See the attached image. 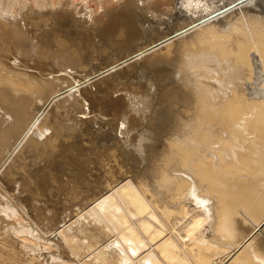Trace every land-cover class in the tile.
<instances>
[{
	"label": "bare ground",
	"instance_id": "6f19581e",
	"mask_svg": "<svg viewBox=\"0 0 264 264\" xmlns=\"http://www.w3.org/2000/svg\"><path fill=\"white\" fill-rule=\"evenodd\" d=\"M205 1L210 6L221 1V11L214 7L208 15L196 18L193 15L198 14L202 0L129 1L139 13L142 30L136 29L134 15L128 14L124 21L132 25L137 38L160 33L162 28L154 24H161L156 17L165 11L169 22L163 29L173 31L172 23L180 19L171 20L177 5L192 13V40L178 44L168 37L158 45H148L144 50L155 53L154 61L148 62L147 54L138 56L144 62L136 67L139 71L154 64L162 75L179 73L182 84L190 89L186 94H192L184 103L190 107L177 119L178 126L164 112L158 114L153 134L139 141L144 152L151 147L144 167L129 161L130 154L127 157L124 147L110 138L102 143V152L96 150L104 156L99 157L98 166L104 176L91 192L78 193L73 188L72 198L79 205L66 215L68 220H62L59 212L44 215L45 205L36 202L54 203L56 193L63 190L56 170L71 165L79 113L89 115L90 104L97 102L95 96L105 93L106 98H114L112 107L122 108L114 120L115 130L123 133L120 124L132 127L140 120L137 115L130 117L123 97L137 112L152 105L155 95L164 102L165 96L160 99V95L166 89V76L144 84L139 72L131 70L137 76L128 83L120 86L103 80V86L94 82L99 89L95 91L94 83L78 79L92 67L79 52L84 41H74L71 35L96 42L108 30L101 17L85 7L65 12L46 9L55 0H0L1 264H37L40 257L48 264H264V0ZM22 18L36 21L28 28ZM50 34L55 41H50ZM140 102L142 108L137 105ZM62 103L70 114L58 117L54 110L47 112L51 107L61 108ZM93 140L89 145L97 139ZM17 155L29 160L20 166V173L6 171L4 164ZM41 162L44 166H39ZM43 170L46 178L42 180L43 174L36 175ZM6 173H11L12 182L20 183L18 187L1 177Z\"/></svg>",
	"mask_w": 264,
	"mask_h": 264
},
{
	"label": "rangeland",
	"instance_id": "374dc122",
	"mask_svg": "<svg viewBox=\"0 0 264 264\" xmlns=\"http://www.w3.org/2000/svg\"><path fill=\"white\" fill-rule=\"evenodd\" d=\"M120 1H122V2L120 3ZM129 1L130 0H107V1L106 0H55V3L53 5H51L50 7H47L46 8L48 10H53V11H57L58 10V12H65V10L67 8H71V7H74V6L85 7L88 10L90 9L91 12H93L97 16L101 17V19L104 20L103 21L104 24L108 27V28H106V30L107 29L108 30L106 32H104L103 34H101L99 36V39L97 38L98 41L96 40V42H95V40L93 41V39L92 40H90V39H83L81 37V35H77V37H75L74 35H71V37L74 39V41H81V40L84 41L83 44H80V42H77L81 46V49H79L80 50L79 52H80V54L83 55L84 63L85 64L88 63L89 64V67H92L91 68L92 70L89 69L90 72H89L88 75H90V76H88V75H86V74L83 73L82 76H81V78H83V79H81L80 77L78 78V79L82 80V81L79 80L80 82H85L86 84H89L90 83L91 85H92V83L95 82L96 84H100V85H103L104 86L103 80L104 81H109L110 80L113 85H117V84H120V83L125 84V83H128L130 81V79H134L137 76V74H138L139 77H142L141 78L142 80L140 79L141 81L137 78V80H139L141 83L146 84V83H148L147 81H150L151 83H156V82H154L156 79H157L156 81H158V78L159 77L163 76V78H164V76H166V75L165 74L162 75V73H164V72H161V70L157 67V65L154 66V64H153V66L151 68V64H152V62L154 61V58H155V57H153L154 56L153 54H155V53L154 52L153 53L146 52L147 50L146 49L144 50V47H146L148 45H151V44H157L158 45V44H160V42H164L165 39L168 38V37H171L172 39H174L173 41H177L176 43H178V44L179 43H182L183 44L182 41L192 40V38L194 37L195 28H194L193 24H191V21H189V18L192 17V15H191L192 13L183 12L184 9H183V7L181 5L180 6L177 5V8H179V9L181 8L183 11L180 9L182 11L181 12L178 9L177 11H175L176 12L175 13L176 15L171 18V20L175 19L176 17H179L180 18V19H178V21L175 20L176 22H173L172 23L173 29H174L173 31H170V30L167 31V30H165V29H167L166 28L167 26H165V25H167L168 22H169V17H167L168 16V12L165 11V13L163 12V15H162V13L158 15V17H160L162 19V21L164 20V22H162L160 18L156 17L157 21H160L161 24L159 22L157 24H154V26H156L158 30L162 28L161 31H160V33H157L156 34L155 32H151L152 34L154 33L153 35L151 34L152 36L146 34V37H143V36L141 37L143 39H141L140 37H138V38L135 37L134 35H132V25H130L129 23H127V22L124 21L125 18H126L125 16H127L128 14L129 15H134L133 16L134 19H136V21L138 20L137 22L133 20V22L135 24L137 23L135 25L137 30L141 31L142 30L141 27H143V26H142L141 21H139L140 20L139 13L137 12V10H136V8H135L134 5H131V6H133L131 8V6L129 5ZM152 1H154V3H156V0H152ZM157 1L158 2L160 1V3H161L163 0H157ZM209 1L211 3L212 0H209ZM229 1H231V0H229ZM205 2H206L205 0H202V3H200V8L198 9V14L193 15L194 17L197 18V17H200V15L201 16H203V15L206 16V15H208L207 14L208 12L214 10V7L215 8H218V10L221 11V1H217L215 3H211V6L210 5H207L206 4L207 2L206 3ZM67 3H69V5H67ZM160 3H158V5ZM162 3H164V2H162ZM161 6H163V5H161ZM228 6H230V4L226 5L223 9L227 8ZM129 8L133 9L134 14H133V11L130 10ZM164 8H165V6H163V9ZM36 9H38V10H44L42 7H39V6H37ZM121 9H123V10H121ZM127 9L129 11H132V12L129 13V11H127ZM37 15H38V13H33V16L36 17ZM165 17H166V19H164ZM185 18H187V19H185ZM22 19L25 20V21H27L29 23L28 28H31L32 27V24L31 23H35V21H36L35 19L34 20L33 19H27V18H22ZM23 20L21 21V24L22 25L24 24V21ZM139 22H140L141 25H139ZM109 24H111V25H109ZM163 28H165V29H163ZM175 29H176V31H175ZM192 29H193V31H192ZM180 30H181V32H180ZM123 32H125L126 34H124ZM54 33H56V31H54ZM166 33H167V36L165 35ZM161 34H162V36H160ZM172 34H173V36H172ZM51 37L52 38H51L50 41H55V37L53 35H51ZM144 39H145V41H143ZM164 46L165 45H162V48H164ZM121 47H123V48H121ZM176 48L179 49V47L177 45H176ZM182 48L184 49V47H182ZM126 49H128V50H126ZM146 54H147V56H149V58H146V60H148V62H150L151 64L149 63L150 65H146V66L143 67L142 70L137 71L136 70V67H138L139 64H141V63L144 62V60L143 59H139V57L141 56L142 58H145ZM150 57H153V60ZM162 57H164V56H162ZM123 62H125V63H123ZM136 62L138 64H136ZM124 64H126V65H124ZM129 68H130V70H129ZM155 68H156V70H155L156 72L154 73L152 70H154ZM131 70L137 71L139 73L136 74L133 71V73L131 74V73H129V72H131ZM81 71H83V70H81ZM140 72H142V73H140ZM174 72L176 73V71H174ZM144 73H145V75H143ZM175 73H170L169 74V76L171 75L170 77L167 75L168 78H167V76L164 78V80L166 79L165 82H164L166 84V86H165L166 89L163 91L164 93H162V95H160V96H162V97H160V99L161 98L164 99L163 96H165V98L168 99V100L165 99L166 102L165 101L164 102H161L160 100H158L159 97H157L155 95L154 99H151L150 100V103H152V105L149 104L150 106L147 107V108H145L144 111L141 110V112L140 111L137 112V111H135V109H133V107H134L133 105H131L133 107H131L129 105H126V102L127 101L123 97L122 100L123 101L125 100L124 101V103H125V106L124 107L127 108L128 112L131 113L130 114V117L132 118L134 115H137V116H139V119H140V120H138V123L139 124L137 122H135V123H133L134 126H132V127H131V125L129 123H126L124 125L123 124H120V127L122 126L121 127L122 130H124L123 133H119V132H117L115 130V127L117 125V122L114 120V117H118V115L121 113V111H122L121 109L122 108L120 109L121 106L119 107L117 104H115V106L112 107V103H114V100H113L114 98L113 97L112 98H106L105 93H101L99 96L98 95L95 96V101H97V102H94L95 104L93 102L92 103L90 102L91 103L90 104V107L92 106L93 108L91 107L92 110L89 113H87L89 115H83V114L79 113V116H80L78 118V122L79 123H78L77 129H76L77 130L76 132L78 133V136H77V138H75L78 142L75 144V147L73 148V149H75V151L74 152H71L70 151L73 154V158L71 157L72 158V161H70L71 162V165L64 164L61 167L57 166V170H56V172H58L61 175V180L63 179V185H64L63 186V190L67 189V191L66 190L65 191L61 190L62 192H59V193L57 192L56 194H58V195L53 198V199H55V202L54 203L53 202L52 203L51 202L50 203H38V202H36L38 204V206H44L45 205V207H46L45 209L46 210L44 211V215H46V216H52L54 213L59 212L60 213L59 214V217L61 219L63 218V219L68 220L69 218H67L66 215H69L70 214V211H72L73 209L76 210L77 209V205H79V204H76L74 202V201H77V199L72 198L74 196V194H76V192L74 193V190L75 191L78 190V193H80V192L81 193H88V190L91 192L92 190H94L93 189L94 186L96 188V186L99 185V182H98L99 178H102L104 176L103 174H100L101 171L98 170V168H100V167H98L100 165L99 164V160H100L99 157L104 159V156H100V154L98 155L97 153H99V152L101 153L102 152V149L100 147L102 146V143L107 142L106 140L109 141L111 139V142H113L114 144L115 143H118V146L124 147L123 149L126 150L125 153L127 154V157L130 154V156H129L130 158L128 157V160L130 159L129 161H133V164L136 163L135 165H139L141 167H144L145 166V164L150 159L151 147H146V152H144L143 146L140 145V143H142V142H139V141L142 140V138H143V136L145 134H147V135H150L151 133L153 134V132H152L153 131V128L155 126H157V121H158V116H159L158 114H161V112H164L168 116V119H170L174 124L176 122L175 126L176 125L178 126L177 123L179 122V120H177V119H180L179 117H180L181 113L183 114V111L186 110V109H188V107H190V106H186L185 107V105H184V103L186 104L187 101H188L187 100V95L189 94L188 97L192 95L190 92L187 93V94L185 92V91H187V92L190 91V89H189L188 86H187L188 87L187 88L184 84H182V81H181L182 79L181 80L179 79V75L180 74L179 73H176L175 74ZM83 75H86V76H83ZM95 76L98 77V78H96ZM87 77H89V78H87ZM100 79L102 81L101 83H100ZM95 83H94V86L92 85V88L95 91H97L99 89L97 88V86L95 85ZM169 83H171V84H169ZM182 85H184V87ZM120 86H121V84H120ZM121 89H122V87H121ZM121 89L118 88V90H121ZM165 91H167L168 93L169 92H171V93L168 94L167 92L165 93ZM182 92H183V94H182ZM175 94H176V97H175ZM180 94H181V97H180ZM123 95H127V92L125 94H123ZM182 95H184V97ZM177 96L179 97V99L177 98ZM185 97H186V101H185ZM180 98L182 99L183 102L181 101ZM174 99L176 101H173ZM190 99H191V97H189V100ZM103 100H105V101H103ZM128 101H130V100H128ZM110 102H111V104H110ZM179 102L180 103L182 102L181 103V105L183 104L182 107L180 106V103ZM170 103L172 105H170ZM127 104H129V103L127 102ZM61 105H62L61 108H60V106L59 107L58 106L51 107L47 112H49L51 110H54L55 111L54 114L55 115L58 114L57 115L58 117H60V116L62 117V115L65 116V115H68V114L71 113L67 109V107L65 108V106H67V104L66 105L65 104L63 105V103H62ZM137 105H140V107L137 106ZM137 105L135 104V106H137L139 108H142L144 106L142 102L137 103ZM161 105L163 107H161ZM174 105H176V106H174ZM104 107L105 108L107 107V109H104ZM158 107H160V108H158ZM130 108H132V109H130ZM151 108L152 109L155 108L156 110L155 109L148 110V109H151ZM103 109L106 112H104ZM64 110H68V111L64 112ZM133 111H135V112H133ZM47 112H45V113H47ZM61 113H63V114L60 115ZM146 113H148V114H146ZM153 113H154V116H153ZM156 114H157V116H156ZM73 115H75V113ZM147 115H149V116H147ZM111 116H113V117H111ZM81 117H83L82 118L83 121H82V119H80ZM110 117L113 118V119H111ZM107 119H109V120H107ZM141 120H142V122H141ZM73 122H77V120L76 121L74 120ZM147 124L150 125V128L151 129L149 128V125H147ZM109 125H111V126H109ZM151 125H152V127H151ZM107 126H109V127H107ZM112 126L114 127V129H112V131H111V127ZM127 126H128V128H127ZM135 126H138V127H136L137 129L135 128ZM130 127L132 128V131H131V128ZM143 127H145L147 130L145 128H143ZM85 128L87 129V131L85 130ZM134 128H135V130H134ZM88 130H89V132H88ZM108 130H109V133L106 132ZM136 130H140L141 132L137 131L138 132L137 133ZM95 137H97V138H95ZM92 138H94V140ZM129 138H131V139H129ZM85 139H87L90 142L86 141ZM92 140L93 141L96 140L98 143L95 141V142H93L94 144L92 143L91 145H89L92 142ZM144 142H146V141H144ZM149 143H151V140L148 142V144ZM123 144H125V145H123ZM132 144H133V146H132ZM135 144H137V145H135ZM126 145L127 146L129 145L128 147H130V148L132 146V148H131L132 150L130 148L128 149V147ZM134 145L137 148H135ZM144 146H146V145H144ZM133 148H135L136 150L133 149ZM96 149H99L100 151L99 150H96ZM140 149L143 150V152ZM94 150L96 151V152H94L96 154H93V151ZM103 150H104V148H103ZM130 150H131V152H130ZM97 151H99V152H97ZM135 151H137V152H135ZM138 151L141 152V153H139ZM76 152H77V154L80 152L79 154H81V155H79V154L77 155ZM127 152H129V153H127ZM86 154L87 155H90V157H88ZM105 154L106 153L104 152L103 155H105ZM140 154H141V156H140ZM143 154H145V155H143ZM94 155H95V157H94ZM143 157H145V158H143ZM153 157H154V155H153ZM96 158H98V160ZM14 160H15V162H14ZM14 160L13 161L12 160L11 161H7L4 164V166L6 167V171H13L14 173H16V172L20 173L21 172L20 166L24 165V163H26L29 159L27 161H24L23 158H21V157L18 156ZM22 160H23V162H22ZM85 160H87L88 163ZM19 162L20 163L22 162V164H20ZM39 166H44V163L43 162L39 163ZM39 166L37 164V167H39ZM95 166H96V168H95ZM37 167H35V168H37ZM76 167H78V169ZM70 168H72V169H70ZM80 168H81V170H79ZM137 169H138V166H137ZM141 171H142L143 174L145 173V170L143 168H142ZM97 173H99V175ZM41 174H43L42 176H45V177H42V180L45 179L46 178V175H45L44 170H43V173L40 172L38 175H36V177L37 178L38 177H41V176H39ZM75 174L76 175L78 174V175L76 176ZM10 175H11V173H6V174H3L1 177L5 178L6 180H9L10 183H12L16 187H18L20 183L19 182L18 183L12 182V180H10L8 178ZM95 175H96V177H95ZM17 176H19V174H17ZM66 176H68V177L66 178ZM14 177H16V176L14 175ZM50 177L52 179L54 176L51 175ZM22 178H24V177H22ZM78 179L80 180V182L78 181ZM68 180L71 183H69ZM78 183H79V185H78ZM64 187H66V188L64 189ZM73 188H74V190H73ZM14 192H17V190L14 191ZM24 194H27V193H24ZM35 194H39V192L35 191ZM59 199L62 200L63 203L58 202ZM64 200H66V201H64ZM2 214L0 213V215H2ZM95 214L96 213H94L93 215H95ZM96 215H95V217H96ZM91 217L93 218V216H91ZM92 218H90V219L92 220ZM96 223H98V222H96ZM55 239L59 240L58 237H55ZM45 251H46V249H44L42 252H45ZM151 257L154 258V259H156L155 256L154 257L151 256ZM39 259L40 260H38V262L39 261L40 262L39 263L37 262V264H48L47 261H45V259L43 257H40ZM2 264H4V263H2Z\"/></svg>",
	"mask_w": 264,
	"mask_h": 264
}]
</instances>
